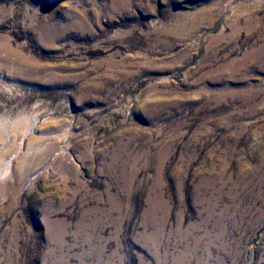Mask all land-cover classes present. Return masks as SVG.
I'll use <instances>...</instances> for the list:
<instances>
[{
    "label": "rangeland",
    "instance_id": "374dc122",
    "mask_svg": "<svg viewBox=\"0 0 264 264\" xmlns=\"http://www.w3.org/2000/svg\"><path fill=\"white\" fill-rule=\"evenodd\" d=\"M108 5L0 0V264H264V0Z\"/></svg>",
    "mask_w": 264,
    "mask_h": 264
},
{
    "label": "bare ground",
    "instance_id": "6f19581e",
    "mask_svg": "<svg viewBox=\"0 0 264 264\" xmlns=\"http://www.w3.org/2000/svg\"><path fill=\"white\" fill-rule=\"evenodd\" d=\"M107 1L109 3V5H108V11L109 12H114V11H120L121 12L123 10L126 11V10H128L130 8V5L132 3V0H107ZM85 2H86V0H85ZM104 6H105V4H104ZM83 13H84V9H83ZM83 13L78 14L79 15L78 16L79 19L77 18L76 21L71 22L72 23L71 25H73L74 27H85L87 25V16H84ZM94 18H96V17H94ZM3 142H0V144H3ZM7 148H8V146H7ZM5 152H6V149H5ZM6 158L7 157L4 156L2 154V152H0V179L4 178L7 175V173H8L7 170L9 168V165L7 163ZM0 189H2V188H0Z\"/></svg>",
    "mask_w": 264,
    "mask_h": 264
}]
</instances>
